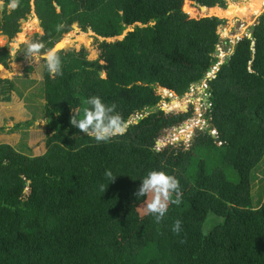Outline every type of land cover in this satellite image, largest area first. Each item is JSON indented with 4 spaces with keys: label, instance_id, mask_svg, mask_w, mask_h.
I'll list each match as a JSON object with an SVG mask.
<instances>
[{
    "label": "trees",
    "instance_id": "obj_1",
    "mask_svg": "<svg viewBox=\"0 0 264 264\" xmlns=\"http://www.w3.org/2000/svg\"><path fill=\"white\" fill-rule=\"evenodd\" d=\"M192 1L214 7L200 9L203 17L227 8L225 0ZM0 2V30L13 40L35 10L47 35L35 42L44 45L40 54L59 37L57 45L63 42L65 34V46L72 40L90 45L89 38L80 42L86 34L69 33L76 23L105 39L134 29L123 40L98 39L95 61L87 59L85 48L57 53L58 75L47 72L43 59L46 151L34 155V148L0 144V264H264V176L259 174L264 171V13L209 81L207 130L198 131L189 147L159 150L163 133L190 115L165 113L187 112L189 103L174 99L160 105L157 89L184 97L205 77L220 61L216 51L225 20L190 19L187 13L199 16L184 11L185 0ZM30 25L24 31H31ZM22 42L17 37L14 46ZM29 45L14 60L0 48L1 64L10 68L30 56ZM33 69L26 67L25 76ZM16 89V81L0 78V102H11ZM90 95L114 103L127 124L134 116L135 121L123 135L97 143L69 122L74 107H83ZM188 133L174 130L172 138ZM152 170L179 181V202L171 196L158 223L148 214L123 242L111 225L144 203L134 194ZM109 171L111 178L105 175ZM210 215L221 221L205 232ZM176 220L179 232L172 230Z\"/></svg>",
    "mask_w": 264,
    "mask_h": 264
},
{
    "label": "rangeland",
    "instance_id": "obj_2",
    "mask_svg": "<svg viewBox=\"0 0 264 264\" xmlns=\"http://www.w3.org/2000/svg\"><path fill=\"white\" fill-rule=\"evenodd\" d=\"M225 1L227 3V8L225 10L216 9L213 12L214 15L217 16V18L223 19L226 21V23L221 25L219 28V34L221 36V44L218 45L217 50H218L220 55L219 54L216 55V56L220 57V62H223V63L229 59V56L231 55L235 44L239 41L240 38H242L241 36H244L247 32H249L251 27L258 22L259 17L264 13V0H255V1H252V0H225ZM186 3L187 2H185V4H184V11L186 10L185 9ZM236 4L249 6L251 8V10L244 13L241 16L234 17L233 20H230L229 18L226 17L228 15L227 12L229 9H231ZM192 7L193 8H191V9L194 11H192L191 14L193 16L203 17L201 15L200 9L197 6H192ZM10 8L13 9L14 5H12ZM34 8L35 7H33V9ZM55 8L59 13L62 11L59 8H57L56 6H55ZM216 16H212V17H216ZM39 22L40 21H39L38 17L36 16L35 10H33L32 15L29 16V18L27 19L26 22L21 21V32L24 31L25 27L27 28V26L30 24H31L30 26L33 28L31 30L32 32L31 31L28 33L23 32L19 36L18 43L21 42V40L23 39L25 34H27L25 37V38H27V41L24 40L23 43H21L18 47H16V46H14L16 44V38L14 40L12 38H8L7 40H4L3 42L0 40V48L6 47L9 51L10 47L14 46L15 49L17 48V51H16V53H13L12 55H16L23 48V46L25 44H32V43H35L38 41H46L47 38H46L45 34L43 33L42 29L39 27ZM36 23H37V27H34V26H36L35 25ZM76 26H77V23L73 25V28L69 33L75 34V35L86 34L85 36L81 37L80 42H86V41H88V38H89L91 40V43H90V45L87 46L85 44H81L78 42L77 43L78 45H76V44H74V40H72L69 44H74V45L70 46V48L68 50L80 51L82 48H85L86 51L88 52V56H87L88 60L95 61V60L99 59L100 50L98 49V45H99L98 39H99V41H102V39L99 38L98 36H96L94 34V32H92V31L83 32L81 30V28L76 27ZM129 29H131V28H129ZM18 34H17V37H18ZM67 35L68 34L63 35L65 40H68ZM0 36H5L1 30H0ZM60 38L61 37H59V39L56 41V43H55L56 45L60 41ZM17 64H19V65L17 66ZM29 65H33L36 67L34 72L32 73V75L36 77L35 80L37 82L34 91H35V93H37V95H39V93L41 94L40 88L43 89L42 81L38 82L39 80H42L41 75H42V72L44 69L43 54H37V55H31L30 54V56H27L24 59H20L19 61L12 62L10 64V68L2 67L0 65V78L1 79H7V78H11V77L14 78V76H15L14 79H16L19 74L23 75V73H24L23 69ZM105 76H106V74L104 75V77ZM157 93L159 95H161L163 98L160 105H162L165 102L174 101V99L183 100L184 103H187V102L189 103V111L188 112H175L174 113L175 115H190V118L186 122H184V124H188L187 125L188 127L187 128L185 127V129L190 132V137L186 138L185 140H181V142L174 143V144H184L186 147H189L191 141L194 139L197 132L201 131V128L204 126V123L206 122L204 116H205L207 107L205 105H203V103H202L203 100H205V95H204L203 91H201V90H195L193 92L190 91L184 97H180L174 93L166 94L162 88H158ZM29 100L32 102H37V104H31V106L29 105L27 107L26 111L23 113L24 116L29 117V118H26V120H24V122H21V123H24V126L22 125V127L24 129H28V127L30 125L29 121L33 120L34 117H35V119L38 117H41L40 114L42 112L41 106L43 104L42 105L40 104L43 101L42 96L40 99L41 102L37 98H31V96H29ZM4 110L5 109H2V111H4ZM164 112L167 113L166 111H164ZM137 116L140 117V116H142V114H139ZM134 117H136V116H134ZM0 119L2 122H4L3 125L5 126V121L8 120L7 116H6V112H4L3 117ZM43 123L44 124H40L39 126H37L35 128V131L25 132V134L28 135V138L26 139L27 142L29 143L30 147L34 148L32 151V154H34V155H41V153H44L46 151L45 139L47 137V129H46L47 120H44ZM129 123H131V120L129 121ZM128 124H127V126H128ZM191 125H195V126L193 127ZM174 130H175V128L168 129L163 133V135L159 139L161 142H163V145H157L158 149H164L165 147H169L170 145H172L173 139L175 138V137L172 138V136H173L172 133L174 132ZM187 135L188 134H186V136ZM28 139H29V141H28ZM179 139L180 138H178V141H179ZM26 140L24 139V137L19 139V141L15 137L8 139L9 142H11L13 144H17L16 147L19 150L25 149L24 143ZM31 141H34V142H31ZM24 151H27V150H24ZM260 171H259L260 177L264 176V173H263L264 171L262 172V169ZM260 187H261L260 183L257 182V186L255 188L256 194L258 193V191H260L259 190ZM149 199H151V194H149ZM148 214H150V213L146 211V209L144 207V203H143V204L139 205L138 207H136V209L129 212L125 216L124 221L118 222V223H113L111 225V230L121 239V241L126 242V240L131 236L135 227ZM220 221H221V219H218L217 217L210 215L209 219L205 225V232H209L210 228L214 224H216Z\"/></svg>",
    "mask_w": 264,
    "mask_h": 264
},
{
    "label": "clouds",
    "instance_id": "obj_3",
    "mask_svg": "<svg viewBox=\"0 0 264 264\" xmlns=\"http://www.w3.org/2000/svg\"><path fill=\"white\" fill-rule=\"evenodd\" d=\"M62 27L63 25H58L57 29L59 30ZM42 47H44V45L41 43L30 44L28 52L31 55L40 54L39 50ZM216 55L218 54L216 53ZM43 59L48 73L60 74L61 58L57 54V48L55 46L48 48L47 51L43 53ZM83 105V107H74V114L71 116L69 122L72 127L87 134L89 138L95 140L97 143H107L113 137L123 135L126 132L127 122L116 110V105L114 103L106 102L99 95H90L84 100ZM133 119L134 117L131 122L135 121V119ZM207 128L205 130H207ZM184 130L186 129H183V131ZM105 175L109 178L112 177L110 171L106 172ZM140 182L134 195L137 199L145 198L143 200L146 211L153 214L155 221L158 223L166 214L170 197L173 195L176 197V200L172 201L173 203L179 202V197L181 195L179 181L173 175L165 171L152 170L144 175L140 179ZM149 194H151V199H149ZM180 228L181 221L176 220L172 226V230L174 232H179Z\"/></svg>",
    "mask_w": 264,
    "mask_h": 264
},
{
    "label": "crops",
    "instance_id": "obj_4",
    "mask_svg": "<svg viewBox=\"0 0 264 264\" xmlns=\"http://www.w3.org/2000/svg\"><path fill=\"white\" fill-rule=\"evenodd\" d=\"M0 4H1V8H2V6H4V4L2 2H0ZM35 25L36 26H34V27H37V23ZM22 33L18 34V39H19V35H21ZM26 35L27 34H25V36L23 37L21 42L25 39ZM0 40L2 42L4 41L3 38H1V37H0ZM18 55H19V53H17L16 55H12V59L14 60ZM43 65H44V62H43ZM29 66H33V65H29ZM26 67H28V66H26ZM26 67L23 69L24 70L23 75L19 74L16 79H14L15 76H14V78L13 77L7 78V79L14 80V81L16 80L17 89L12 94V101L11 102H9V103L0 102V118H2L4 115V112H6V116L8 119L5 121L6 127L3 125L4 122H2L0 119V144H11V145L16 147L17 144H13V143L9 142L8 141L9 138L15 137L19 141V139L24 137V139L26 140L28 138V135L25 134V132L35 131V128L37 126H39L40 124H44L43 121L45 119H44V115H43V106L46 103V101H45L44 95H42V91H41L42 88H40L41 94L39 93V95H37V93H35V91H34L37 82L35 80L36 77L33 76L32 73L34 72L36 67L34 66L32 73L29 74L28 77L25 76ZM41 76H42V80H39L38 82L42 81V84H43V72H42ZM29 96H31V98H37V99H39V101H40L41 96H42L43 101L42 102L40 101L41 102L40 104L41 105L43 104L41 106L42 107V112L40 114L41 117H38L36 119L34 117L33 120H30L29 121L30 125H29L28 129H24L22 126L20 128H17L16 125L23 124V126H24V123H21V122H24V120H26V118H29V117L23 115V113L26 111L27 107L29 105L31 106V104H37V102L30 101ZM2 109H5V110L2 111ZM28 141H29V139H28ZM31 142H34V141H31ZM24 147L27 149L33 148V147H30L27 140L24 143ZM22 151H24V150H22ZM41 154H43V153H41Z\"/></svg>",
    "mask_w": 264,
    "mask_h": 264
},
{
    "label": "water",
    "instance_id": "obj_5",
    "mask_svg": "<svg viewBox=\"0 0 264 264\" xmlns=\"http://www.w3.org/2000/svg\"><path fill=\"white\" fill-rule=\"evenodd\" d=\"M185 2H190V3H192V6H197L199 9H203V8H208V9H210V8H214V7H206V6H203V5H200V4H198L197 2H195V1H192V0H185ZM56 7L57 8H59L60 10H62V8L60 7V6H58L57 4H56ZM14 8H16V5L14 6ZM221 8V7H220ZM4 9V6H2V10ZM222 9H224V8H222ZM187 13V12H186ZM187 14H189V13H187ZM189 17H190V19H201V18H207V17H212V16H204V17H195V18H192L191 16H190V14H189ZM23 22H26L27 20H22ZM137 25H139V26H142V24H140V23H137ZM39 27L42 29V31H43V28H42V26H41V23L39 22ZM76 27H78V24H77V26ZM131 29H127L124 33H123V35L122 36H119V37H116V38H113V39H111V38H101L102 39V41L103 40H107V41H115V40H123L124 39V37L127 35V33L128 32H130V31H133L134 29H133V27H130ZM95 34V33H94ZM96 35V34H95ZM242 38H243V36H241ZM8 38H12V37H9V36H7V35H5V38H4V40H7ZM242 38H240V39H242ZM239 39V40H240ZM56 45V44H55ZM54 45V46H55ZM69 48H62V49H60V50H57V53H59V52H61V51H67ZM16 51H17V49H15V47H13V46H11L10 47V49H9V52L11 53V54H13V53H16ZM217 54H219V52L217 51L216 52ZM0 65L2 66V67H4L1 63H0ZM100 75H101V77L103 76V72H100ZM103 78H106V76L104 77L103 76ZM164 91H167L168 93H172V92H170L169 90H167V89H164V88H162ZM189 111V109L187 108V112ZM168 114L170 113V114H174L175 112H172V111H168L167 112ZM132 123V122H131ZM188 124H181L180 126H178V127H175V130H183V128L185 129V127L187 128L188 126H187ZM183 127V128H182ZM186 139V138H185ZM185 139H182V137L179 139V141H178V139H177V141L175 140V139H173V143H172V145L174 144V143H178V142H181V140H185ZM157 145H163V142H161L160 140L157 142Z\"/></svg>",
    "mask_w": 264,
    "mask_h": 264
},
{
    "label": "built area",
    "instance_id": "obj_6",
    "mask_svg": "<svg viewBox=\"0 0 264 264\" xmlns=\"http://www.w3.org/2000/svg\"><path fill=\"white\" fill-rule=\"evenodd\" d=\"M222 62H219L218 64L214 65L205 75V77L198 83H195L194 85H192V87L190 88V91L193 92L195 90H201L203 91L204 95H205V100H203V105H205L206 111L207 109H209L211 107L210 104V86H209V81L212 80L215 77V74L218 72L220 64ZM189 109V107H188ZM196 124V123H195ZM191 126H195V125H191ZM209 126L208 121L206 120V122L204 123V126L201 128V130H205L207 127ZM205 127V128H204ZM187 131V130H184ZM211 134L214 136H217V130L216 129H212L211 130ZM187 138L190 137V133H188V135L186 136ZM221 144V143H219Z\"/></svg>",
    "mask_w": 264,
    "mask_h": 264
},
{
    "label": "bare ground",
    "instance_id": "obj_7",
    "mask_svg": "<svg viewBox=\"0 0 264 264\" xmlns=\"http://www.w3.org/2000/svg\"><path fill=\"white\" fill-rule=\"evenodd\" d=\"M188 4H190V2H188ZM191 5H192V3H191ZM215 7H219V6H215ZM187 9L189 10V9H191V7L188 6V7L186 8V11H187ZM224 10H225V9H224ZM250 10H251V8H250L249 6L241 5V4H236V5H234L231 9L228 10V12H227L228 15H227L226 17L229 18L230 20H233L234 17L241 16V15H243L244 13H246V12H248V11H250ZM191 15H192V14H191ZM24 32H26V31H24ZM19 36H20V35H19ZM16 37H17V36H16ZM24 40L27 41V38H25ZM64 42H65V41L59 43V44L56 46L57 50H60V49H62V48H64V47L70 45V44H67V45L65 46V45H64ZM22 43H23V42H22ZM77 43H78L77 41L74 42V44H77Z\"/></svg>",
    "mask_w": 264,
    "mask_h": 264
},
{
    "label": "flooded vegetation",
    "instance_id": "obj_8",
    "mask_svg": "<svg viewBox=\"0 0 264 264\" xmlns=\"http://www.w3.org/2000/svg\"><path fill=\"white\" fill-rule=\"evenodd\" d=\"M79 27V26H78ZM43 33L45 34V32L43 31ZM46 38H47V35L45 34ZM47 40V39H46Z\"/></svg>",
    "mask_w": 264,
    "mask_h": 264
}]
</instances>
